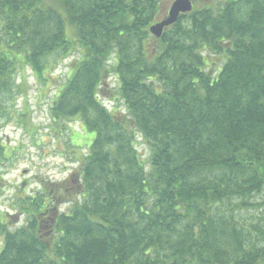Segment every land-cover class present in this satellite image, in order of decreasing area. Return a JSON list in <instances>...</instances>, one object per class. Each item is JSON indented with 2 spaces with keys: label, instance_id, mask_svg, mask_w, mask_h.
I'll list each match as a JSON object with an SVG mask.
<instances>
[{
  "label": "trees",
  "instance_id": "1",
  "mask_svg": "<svg viewBox=\"0 0 264 264\" xmlns=\"http://www.w3.org/2000/svg\"><path fill=\"white\" fill-rule=\"evenodd\" d=\"M161 1L0 0V133L17 66L73 52L50 118L94 133L79 177L16 200L23 227L0 214V264H264V0H193L155 39Z\"/></svg>",
  "mask_w": 264,
  "mask_h": 264
},
{
  "label": "rangeland",
  "instance_id": "2",
  "mask_svg": "<svg viewBox=\"0 0 264 264\" xmlns=\"http://www.w3.org/2000/svg\"><path fill=\"white\" fill-rule=\"evenodd\" d=\"M172 1H161L158 21L166 16ZM2 39L4 37L0 29L1 45L5 44ZM79 58L80 55L73 52L60 65L53 67L50 72L46 71L43 80L23 64L17 66L15 78L20 94L10 104L7 120L2 121L0 133L3 145L8 148L7 157L0 164V214L6 217L10 231L23 227L25 223L18 207L14 205L16 200L40 192L41 186H46L48 191L56 190L57 186L63 187L71 178L80 176L78 161L87 154L94 133L85 131L78 121L68 123L67 131L60 130L50 118L51 104L69 77L73 63ZM106 84L103 104L109 111L117 109L118 113L125 116L126 109L115 96L117 80L113 74ZM140 142L141 138L138 137L137 151L144 159L147 152ZM65 210V206L60 205L59 212ZM1 247L0 238V250Z\"/></svg>",
  "mask_w": 264,
  "mask_h": 264
},
{
  "label": "water",
  "instance_id": "3",
  "mask_svg": "<svg viewBox=\"0 0 264 264\" xmlns=\"http://www.w3.org/2000/svg\"><path fill=\"white\" fill-rule=\"evenodd\" d=\"M193 8V0H173L168 8L166 16L149 27V33L159 39L164 29L176 23L180 15L189 14Z\"/></svg>",
  "mask_w": 264,
  "mask_h": 264
}]
</instances>
